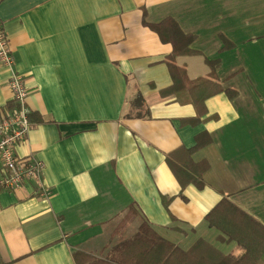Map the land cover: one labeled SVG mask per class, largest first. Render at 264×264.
I'll return each mask as SVG.
<instances>
[{
    "label": "crops",
    "instance_id": "1",
    "mask_svg": "<svg viewBox=\"0 0 264 264\" xmlns=\"http://www.w3.org/2000/svg\"><path fill=\"white\" fill-rule=\"evenodd\" d=\"M167 18L194 37L198 54L176 58L190 80L219 64L222 90L196 124L192 105L160 94L173 48L144 20ZM0 27L13 59L0 65V121L14 72L33 115L14 155L42 163L49 193L33 179L0 187V264H76L73 252L101 249L130 205L182 250L201 239L243 254L206 215L226 198L264 226V0H0ZM136 92L149 117L126 116ZM204 134L192 158L209 164L206 186L182 192L166 155Z\"/></svg>",
    "mask_w": 264,
    "mask_h": 264
},
{
    "label": "trees",
    "instance_id": "2",
    "mask_svg": "<svg viewBox=\"0 0 264 264\" xmlns=\"http://www.w3.org/2000/svg\"><path fill=\"white\" fill-rule=\"evenodd\" d=\"M161 42L171 44L173 50L165 57L172 85L160 94L174 95L177 103L190 104L196 116L191 124L199 122L204 114V102L210 96L221 92L222 82L216 76L219 67L217 61L205 60L210 72L208 75L190 80L185 66L178 65L176 58L181 55H196L191 44L194 37L185 34L171 18L149 24ZM16 107L14 102L7 109ZM127 117H149L145 100L141 93L136 92L128 100ZM33 115L28 116L31 122ZM195 145L186 149L180 147L166 155V163L174 175L180 190L183 192L188 185L202 190L206 183L203 174L209 169L205 161L195 162L193 154L210 143L206 134L197 136ZM206 220L216 228L225 232L230 241L241 245L243 254L228 256L220 253L204 240H197L189 249L182 250L160 236L148 223L142 213L130 205L116 221L101 249L92 254L75 250L76 264H264V226L250 215L238 208L233 202L222 199L207 215ZM137 222V224H136ZM136 224L133 231L130 227Z\"/></svg>",
    "mask_w": 264,
    "mask_h": 264
},
{
    "label": "built area",
    "instance_id": "3",
    "mask_svg": "<svg viewBox=\"0 0 264 264\" xmlns=\"http://www.w3.org/2000/svg\"><path fill=\"white\" fill-rule=\"evenodd\" d=\"M12 51L8 46L6 35L0 27V65L11 68ZM11 100L16 107L4 111L0 121V187L16 190L25 181L33 179L37 183L36 194L42 197L49 195L48 189L41 182L43 165L37 160L19 159L14 155V148L25 140L30 130L29 112L24 106L28 88L21 76L12 72L7 82Z\"/></svg>",
    "mask_w": 264,
    "mask_h": 264
},
{
    "label": "rangeland",
    "instance_id": "4",
    "mask_svg": "<svg viewBox=\"0 0 264 264\" xmlns=\"http://www.w3.org/2000/svg\"><path fill=\"white\" fill-rule=\"evenodd\" d=\"M122 212H123V211H121L120 209H116V210H115V213H117V214H116V216H115V220H114V222L117 221V219L123 215ZM121 213H122V214H121ZM135 226H136V224H133V225L130 227V230H129V231H133V230L135 229Z\"/></svg>",
    "mask_w": 264,
    "mask_h": 264
}]
</instances>
